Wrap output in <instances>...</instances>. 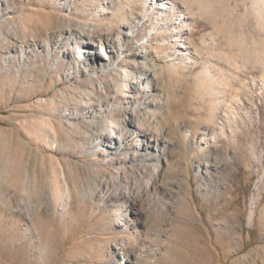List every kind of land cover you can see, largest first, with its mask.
Segmentation results:
<instances>
[{
    "label": "rangeland",
    "instance_id": "1",
    "mask_svg": "<svg viewBox=\"0 0 264 264\" xmlns=\"http://www.w3.org/2000/svg\"><path fill=\"white\" fill-rule=\"evenodd\" d=\"M0 264H264V0H0Z\"/></svg>",
    "mask_w": 264,
    "mask_h": 264
},
{
    "label": "bare ground",
    "instance_id": "2",
    "mask_svg": "<svg viewBox=\"0 0 264 264\" xmlns=\"http://www.w3.org/2000/svg\"><path fill=\"white\" fill-rule=\"evenodd\" d=\"M156 1L161 2L163 8L165 7L166 4H173V0H156ZM184 13L185 14L183 17H185V15L189 14L188 12H184ZM134 26H135L134 21L127 23L128 30L127 31H118L116 34H113L110 32L107 34H103L101 32H97V34H92V32H84L83 35H85V37L81 38L79 41L77 40V42H79L77 49L82 48L83 45H86V48H88V49L90 47L92 48L95 45V42L99 41L102 44H104V46H106V49H103V47H101V51H99V54L97 53V55L99 57H101L100 68L103 70H107L109 67H112L113 65L117 66V64L115 63L116 60L118 58H120V56L125 51H128L132 47L133 43L136 42V39L134 38V34H133V27ZM178 32H180V34H179L180 36L181 35L183 36V41L181 40L182 44H179V46L181 48H183V50L188 51L190 48V41H189V37L184 35L186 31L182 30V31H178ZM74 43H76V41H74ZM92 59L94 60L93 57L91 58V60ZM141 74H143L145 76V78H144L145 79V81H144L145 82V85H144L145 88H142L140 85L135 86V88L131 91L129 97H131L135 100L137 98H140V101L144 102V99L146 97L145 92L150 89L151 85L154 86L151 90L156 88V85H157L158 80H159L160 75H161V71H154L152 74L149 71H145V72H142ZM138 84H140V83H138ZM140 130H141V128H140ZM153 139L155 140L157 138H150L149 140H153ZM130 143H131V145L139 146L137 143H132V142H130ZM153 144H155V142ZM126 145L128 146L129 142H127L125 144L123 143L124 147H127ZM140 146H143L144 148L145 147H152V143L151 144L150 143H144V141H142ZM154 149H157V148H154ZM157 174L158 173H155L154 178L153 179L151 178L153 180L152 184L150 187L148 186L146 188V190L144 191L143 194L118 193V194H114V196H117V197H120L121 199H124V202L126 203L127 207L131 210L132 213L136 214L137 216H141V215L143 216L144 212L141 208V199L144 196H151L152 193H154L157 190L163 194L167 193L168 196H170V195H172V193L174 191V186L167 188L164 185L162 173H160V176ZM116 247L118 249H120V247H122V245H119Z\"/></svg>",
    "mask_w": 264,
    "mask_h": 264
}]
</instances>
